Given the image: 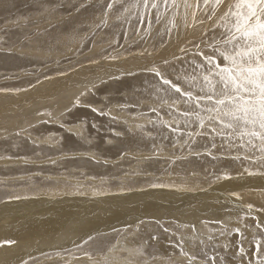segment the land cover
I'll list each match as a JSON object with an SVG mask.
<instances>
[{"label": "rangeland", "instance_id": "rangeland-1", "mask_svg": "<svg viewBox=\"0 0 264 264\" xmlns=\"http://www.w3.org/2000/svg\"><path fill=\"white\" fill-rule=\"evenodd\" d=\"M152 2L159 5V22L157 9H145L143 0L138 6L136 0H0V244L16 242L0 246V264L95 258L111 264L116 256L119 264H189L181 237L184 251L196 257L191 264H213V257L215 264H235L237 251L259 258L252 243L258 231L264 235L257 227L264 224V154L241 147L237 137L222 138L208 123L201 129L194 116H178L176 109H190L171 103L179 94L153 71L200 95L191 86L203 82L208 65L199 69L196 62L207 64L204 57L216 55L225 63L214 49L224 46L221 16L229 0L215 15L200 0L187 19L182 0L178 9ZM165 49L173 50L169 59L155 62ZM88 65L82 71L89 75L78 83L74 73ZM86 81L92 82L75 97ZM66 186L71 191L59 193ZM161 198L169 205L162 206ZM161 223L169 225L162 234ZM66 234L74 237L64 241ZM111 234L118 235L111 245L90 248ZM119 237L126 238L123 246ZM57 238L65 245L53 244ZM157 243L170 245L166 255L151 252ZM125 246L136 252L132 260ZM113 247L115 255L107 256Z\"/></svg>", "mask_w": 264, "mask_h": 264}, {"label": "snow or ice", "instance_id": "snow-or-ice-1", "mask_svg": "<svg viewBox=\"0 0 264 264\" xmlns=\"http://www.w3.org/2000/svg\"><path fill=\"white\" fill-rule=\"evenodd\" d=\"M162 2L166 9L181 7L178 0H162ZM139 3L140 0H136L134 6H138ZM222 5H225V0H203V6H211L212 15H215L216 10ZM113 6V3H109L107 8L110 10ZM182 6L187 19L188 10L198 9L201 4L200 0H196L194 5L188 0H182ZM143 7L157 9L156 19L159 22L161 13L156 2L150 4L149 0H143ZM191 15L194 19L195 10ZM211 18L212 16H209V19ZM221 19L224 22L225 38L219 43L224 46L215 48L214 53L218 54L225 63L221 65L216 55L204 57L208 68L202 76L203 82L191 86L198 87L200 95L193 91L182 90L179 85L164 78L155 69L153 71L161 78L163 85L179 94V97L173 99L171 103L175 105L182 102L190 109L187 111L176 109L178 116L184 118L194 116L201 129L208 123L211 131L217 132L222 138L231 140L237 137L241 141V147L251 146L264 154V0H229ZM193 79L195 80V77ZM92 110L97 111L95 108ZM178 127L177 125L173 130H178ZM245 138H247L246 144ZM257 227L264 228V224L258 222ZM14 243L16 242L13 240L3 242L9 246ZM184 243V238L181 237L179 243L181 254L187 256L191 264L196 257L184 251ZM243 251V248H240V252ZM256 252L259 257L256 264H264V249L261 248L260 243L256 245ZM212 262L215 264L214 257ZM23 264H27V261Z\"/></svg>", "mask_w": 264, "mask_h": 264}, {"label": "bare ground", "instance_id": "bare-ground-1", "mask_svg": "<svg viewBox=\"0 0 264 264\" xmlns=\"http://www.w3.org/2000/svg\"><path fill=\"white\" fill-rule=\"evenodd\" d=\"M123 5V4H122ZM96 7V6H95ZM135 8V7H134ZM121 9V8H120ZM182 9V8H181ZM179 16V15H178ZM134 19V18H133ZM181 22V21H180ZM200 22V21H199ZM177 23V22H176ZM177 24H179V23H177ZM5 25V24H4ZM181 26H183V25H181ZM188 26V25H187ZM203 27V24H201V26H199V29L198 30H196L197 32H195V30H193L195 33H197L198 34V32H200V29ZM179 28V27H178ZM194 33V34H195ZM183 35H185L184 33H182V37H183ZM196 35V34H195ZM177 36V35H176ZM187 36H188V34H187ZM181 38V37H180ZM179 38V39H180ZM185 38V37H184ZM186 40V39H185ZM176 44V43H175ZM183 46V45H182ZM27 50V49H26ZM29 50H31V49H29ZM168 50H170V49H165V50H163V51H161V52H159V54H158V56L156 57V58H154V60H155V62H157V61H160L161 59H169V56L170 55H168V54H171V52L173 51H171V52H167ZM28 51V50H27ZM35 52L37 51V50H34ZM34 52V53H35ZM167 52V53H166ZM31 53H32V51H31ZM40 54V53H39ZM43 56V55H42ZM141 56H143V55H141ZM149 56V55H148ZM153 56V55H152ZM45 57V56H44ZM145 57V56H144ZM143 57V58H144ZM153 58V57H152ZM146 59V58H145ZM10 60V58L8 57V61ZM137 61V60H136ZM148 61V60H147ZM149 62H152V61H149ZM146 63V62H145ZM174 63V62H173ZM187 63V62H186ZM186 63H184V65L186 64ZM197 63V66L195 65V67H198L199 69H202L203 67H205L207 64H203V63H200L199 61H197L196 62ZM147 64V63H146ZM193 64V63H192ZM192 64H190V63H188V67H191V65ZM129 65V64H128ZM156 65V64H155ZM185 65V66H186ZM146 66V65H145ZM127 68H128V66H126ZM130 67H132L131 65H130ZM151 67V66H150ZM79 68L81 69V71L80 72H77V73H74V76L75 77H73V78H76V80L78 81V83L82 80V78L81 77H83V79L84 78H86V74H88L89 75V73L88 72H85V71H82L83 69H86V68H88V69H91V66H84V67H80L79 66ZM136 68V67H135ZM142 68V67H141ZM73 69V68H72ZM145 69V68H144ZM19 72V71H18ZM72 72H74V71H72ZM68 73V72H67ZM15 74V73H14ZM72 75V74H71ZM99 75H101V74H99ZM110 75H116V74H110ZM68 76H69V74H68ZM105 76H108V74L107 73H105V74H103V76L102 77H105ZM66 78H68L67 76H66ZM66 78H64L65 79V81H66ZM70 80V79H69ZM68 80V81H69ZM85 80V79H84ZM95 80V79H94ZM94 80H92V81H94ZM74 81H75V79H74ZM92 81H86V82H84L83 83V85H80V86H78L77 88H76V90H78V93H80V94H75L74 96L75 97H77V96H79V95H81V92H82V90L85 88V87H87L89 84L88 83H91ZM51 82V81H50ZM63 82V81H62ZM46 83V82H45ZM55 83V82H54ZM64 83V82H63ZM73 84H74V82H72ZM71 82H70V84H72ZM76 83V82H75ZM48 84V83H47ZM46 85V84H45ZM50 85V84H49ZM52 85V84H51ZM48 86V85H47ZM53 86H51V88H52ZM58 88V87H57ZM57 88H55V89H57ZM65 88V87H64ZM49 89V88H48ZM60 89V88H59ZM68 89V88H67ZM75 89V88H74ZM49 90H51V89H49ZM69 90V89H68ZM68 90H67V92H68ZM75 90V91H76ZM41 91V90H40ZM42 91H44V90H42ZM47 91V90H46ZM50 92V91H49ZM66 92V91H65ZM47 93V92H46ZM62 93H63V91H62ZM76 93V92H75ZM36 94H38L37 92L36 93H34V94H32V97H36ZM39 95V94H38ZM62 96V95H61ZM43 97V96H42ZM71 97V96H70ZM59 98V97H58ZM11 99V97L9 98V100ZM61 99V98H60ZM21 100H22V98H21ZM13 101V100H12ZM20 107V106H19ZM62 109V108H61ZM65 108H63L62 110H64ZM61 110V111H62ZM16 112V111H15ZM17 114V113H16ZM58 121V120H57ZM74 126V125H73ZM81 126H83V125H81ZM78 127V126H77ZM80 128V127H79ZM70 129V128H69ZM81 130H82V128H80ZM78 130V129H77ZM83 131H84V129H83ZM109 136V135H108ZM46 137V136H45ZM84 137V136H83ZM85 139L84 140H86V137H84ZM71 139V138H70ZM88 140V139H87ZM71 142V141H70ZM73 142V141H72ZM89 165V164H88ZM97 171H100V170H102V168H97L96 169ZM54 178V177H53ZM64 185H66V184H64ZM72 188V187H71ZM61 189L62 190H59V189H57L56 191H58L59 190V193L61 192V193H63L65 190H66V192H69V191H71V189L70 188H68L67 186L66 187H61ZM73 191V190H72ZM104 192H106V189H104V188H100V189H98V193H104ZM20 194H31L30 192H28V191H21V192H19ZM154 193H156V194H161V193H158V192H154ZM64 194V193H63ZM1 195H3L4 196V194H1ZM59 195V194H58ZM247 199H249V200H252L256 205H258L260 208L262 207V204H261V202H260V200H255V199H251V198H247ZM160 201L163 203L162 204V206H168L169 205V201L168 200H166V199H163V198H161L160 199ZM32 202H34V201H32ZM19 204V203H18ZM21 205H22V202H21ZM114 206V205H113ZM120 206V205H119ZM4 207V206H3ZM118 207V206H117ZM108 209H110L111 210V208H108ZM116 209V208H115ZM115 209H113L114 210V212H115ZM226 209L227 210H229V211H231V212H236V213H239V211H238V209H236V208H234V207H230V205L229 204H227L226 205ZM10 210V209H9ZM118 210V209H117ZM146 210H149V211H154L155 210V208L154 207H151V206H146ZM5 211H6V209H5ZM120 211V210H119ZM122 211H123V209H122ZM230 213V212H229ZM117 214V213H116ZM161 214H165L164 212H162V211H159V212H157V215L159 216V215H161ZM118 215V214H117ZM157 215H153V217H158ZM1 217V216H0ZM186 217H187V215H186ZM212 218V217H211ZM115 219V218H114ZM55 221V220H54ZM58 221H60V220H58ZM62 222V221H61ZM100 222V221H99ZM99 222H97V223H99ZM112 222V221H111ZM111 222H110V224H111ZM130 222V221H129ZM89 223V222H88ZM92 223V222H91ZM97 223H95V224H97ZM63 224V223H62ZM76 224V223H75ZM102 224V223H101ZM105 224V223H104ZM107 224H109V222L107 223ZM109 224V225H110ZM115 223H112V225H114ZM69 225V224H68ZM91 225H93V224H91ZM100 225V224H99ZM116 225V224H115ZM114 225V226H115ZM118 225V224H117ZM145 225V226H144ZM143 226L147 229V231L148 232H152V233H154V232H156L154 229V227H151L150 226V224H148V223H145ZM73 226V225H72ZM76 226H77V224H76ZM76 226H73V228L75 227L76 228ZM86 226V225H85ZM88 226V225H87ZM102 226V225H101ZM113 226V227H114ZM36 227H38V226H36ZM62 227H65V225L64 226H62ZM79 227V226H78ZM81 227H84V226H81ZM104 227V226H103ZM116 227V226H115ZM169 227V225L168 224H160V226H159V229H160V231H158V233H161V231H163L164 229H166V228H168ZM34 228V227H33ZM70 228H71V225H70ZM62 229V228H61ZM91 229V228H90ZM122 229V228H121ZM257 229V228H256ZM65 230V229H64ZM66 230H68L67 228H66ZM88 230V229H87ZM97 230H99V229H97ZM92 231V230H91ZM94 231V230H93ZM67 232H69V230L67 231ZM70 232H72L71 230H70ZM59 233V232H58ZM77 233V232H76ZM79 233H80V231H79ZM163 233V232H162ZM161 233V234H162ZM61 234V236H62V233H60ZM84 234H86V233H84ZM84 234H83V237H84ZM88 235H90V233H87ZM160 234V235H161ZM4 235V234H3ZM87 235V236H88ZM150 235V234H149ZM42 236H45L44 234L42 235ZM60 236V237H61ZM98 236V235H97ZM100 236H101V234H100ZM123 236V235H122ZM53 236H51L50 238H52ZM57 237V235L55 236V238ZM72 237H74L73 235H69V234H66L65 235V240L64 241H68L69 239H71ZM77 237V236H76ZM82 237V236H81ZM95 237V236H94ZM54 238V239H55ZM89 238V237H88ZM118 238V235H109V236H106V237H101L100 239H98V240H95V241H93V244H92V246L90 247V248H95L96 249V247H97V250H103V248L104 247H107V246H109V244L113 241L114 242V240L115 239H117ZM120 238V237H119ZM147 238V237H146ZM254 242L251 244L252 246H253V248H255L256 249V245H257V243H260V245H261V248L262 249H264V235L261 233V231H258V233L254 236ZM24 239V238H23ZM75 239V238H74ZM73 239V240H74ZM82 239H86V238H82ZM81 239V240H82ZM126 239V238H125ZM124 238L123 239H121L120 238V246H123V244L124 243H122L123 242V240H125ZM153 239V238H152ZM73 240H72V243H73ZM150 239H148V241H149ZM221 240H223L222 238H221ZM21 241V240H20ZM147 241V240H146ZM52 242H54L53 244H55V242L57 243V244H59L60 242H61V244L62 243H64L63 242V238H57L56 240H52ZM124 242H126V240L124 241ZM152 242V241H151ZM155 242V241H154ZM49 243V242H48ZM50 243H51V241H50ZM49 243V244H50ZM116 243V242H115ZM119 243V241L117 242V244ZM156 243V242H155ZM250 243V242H249ZM249 243H247V245L249 244ZM34 243L32 242V245H33ZM142 244V243H141ZM144 244V243H143ZM142 244V245H143ZM150 244V243H149ZM158 244V243H157ZM156 244V246L155 247H152V249H151V252L154 254V255H157V254H165L166 255V253H168V250H169V248H170V245H166V246H162V245H157ZM42 245V244H41ZM64 245H65V243H64ZM72 245V244H71ZM70 245V246H71ZM111 245V244H110ZM115 245V244H114ZM127 245V244H126ZM140 245V244H139ZM245 245V244H244ZM246 245V246H247ZM35 246V245H34ZM47 246V245H46ZM56 246V245H55ZM73 246V245H72ZM119 246V247H120ZM145 246V245H144ZM73 247H75V246H73ZM118 247V246H117ZM118 247V248H119ZM146 247V246H145ZM249 247V246H248ZM118 248H116V247H113L110 251H109V249H108V251H109V253H108V255L107 256H109V257H111L110 255H115V250L116 249H118ZM121 248V247H120ZM125 248H126V250L125 251H128L127 253H129V259H130V257H131V259L130 260H132V256H136V252L134 251V249H132V248H128L127 246H125ZM6 249V248H5ZM29 249V248H28ZM39 249V248H38ZM44 249V248H43ZM52 249V248H51ZM54 249V248H53ZM122 249V248H121ZM7 250V249H6ZM209 250V249H208ZM206 251V253L208 252L209 253V251ZM10 251V250H9ZM8 251V252H9ZM119 251V250H118ZM4 252V251H3ZM6 252V251H5ZM30 252V251H29ZM35 252V251H34ZM42 252V251H41ZM123 252V251H122ZM122 252H120V254L122 253ZM217 252V251H216ZM236 252V251H235ZM237 252H239V251H237ZM236 252V254H234L233 256L234 257H238V260L236 261V263L237 264H256V260L257 259H251V258H248L247 256L249 255V254H247V256H246V254H244L247 258H245L244 256L243 257H241V256H238V253ZM2 253V252H1ZM36 253H39V252H36ZM89 253V252H88ZM92 253V255L94 254L93 252H91ZM124 253V252H123ZM241 253V252H240ZM12 254V253H11ZM15 254V253H14ZM19 254V253H18ZM120 254H116V255H120ZM216 254V253H215ZM100 255V254H99ZM211 255V254H210ZM242 255V254H241ZM7 256H8V254H7ZM212 256H213V253H212ZM216 256V255H215ZM227 256H229V255H227ZM26 257V256H25ZM32 257V256H31ZM34 257V256H33ZM113 257H115V256H113ZM118 256H116V258H115V260H113L112 259V261H111V264H119L118 262H119V258H117ZM120 257V256H119ZM128 257V256H127ZM126 257V258H127ZM219 257H220V255H219ZM256 257V256H255ZM6 258V257H5ZM84 258V257H83ZM121 258H122V256H121ZM120 258V259H121ZM183 258V257H182ZM217 258V257H216ZM116 259H118V260H116ZM136 260H137V258H135ZM134 259V260H135ZM231 260L233 259V258H230ZM14 260V259H13ZM22 260V259H21ZM101 259L100 258H95V259H90V260H83L80 264H89V263H91L92 262V264H101L102 263V261H100ZM124 260V259H123ZM135 260V261H136ZM218 260V259H217ZM225 260V259H224ZM23 261V260H22ZM121 261V260H120ZM142 261V260H141ZM144 261V260H143ZM216 261V260H215ZM226 261V260H225ZM247 261H249L250 263H246ZM104 262V261H103ZM121 262H123V261H121ZM125 262V261H124ZM134 262V261H133ZM147 261H145L144 262V264L146 263ZM152 263H154V264H156V263H159L160 261H158L157 262V260L156 261H151ZM212 262V261H211ZM220 262V261H219ZM222 262V261H221ZM229 262V261H228ZM73 263V262H72ZM128 263V262H127ZM139 263H140V261H139ZM143 263V262H142ZM213 263V262H212ZM218 263V262H217ZM235 263V264H236ZM104 264H106V263H104ZM123 264V263H122ZM126 264V263H125ZM146 264H150V262H147ZM226 264H228V263H226Z\"/></svg>", "mask_w": 264, "mask_h": 264}]
</instances>
